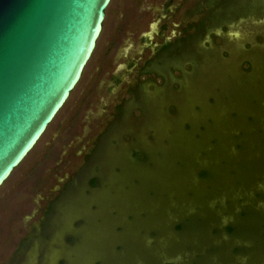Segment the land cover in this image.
<instances>
[{
    "label": "rangeland",
    "instance_id": "374dc122",
    "mask_svg": "<svg viewBox=\"0 0 264 264\" xmlns=\"http://www.w3.org/2000/svg\"><path fill=\"white\" fill-rule=\"evenodd\" d=\"M145 246L147 264H264V0H109L0 185V264H139Z\"/></svg>",
    "mask_w": 264,
    "mask_h": 264
},
{
    "label": "water",
    "instance_id": "95a60500",
    "mask_svg": "<svg viewBox=\"0 0 264 264\" xmlns=\"http://www.w3.org/2000/svg\"><path fill=\"white\" fill-rule=\"evenodd\" d=\"M108 2L0 0V185L77 83Z\"/></svg>",
    "mask_w": 264,
    "mask_h": 264
},
{
    "label": "trees",
    "instance_id": "16d2710c",
    "mask_svg": "<svg viewBox=\"0 0 264 264\" xmlns=\"http://www.w3.org/2000/svg\"><path fill=\"white\" fill-rule=\"evenodd\" d=\"M170 46V44H169V42H164V43H162V45H161V50H163V49H166L167 47H169ZM148 60H146V62H145V65L146 64H148ZM142 66L141 68H140V71L139 72H145V71H147L149 68H148V66ZM212 141V143H213V138L211 139ZM235 146H236V148H239L240 147V145L239 144H235ZM133 155H134V157H136L138 160H144V159H146V154H144V152H142V151H134L133 152ZM199 175L201 176V177H209V174H208V172L206 171V170H203V169H200V172H199ZM242 212V214L243 215H246L247 214V212L245 211V210H242L241 211ZM248 215V214H247ZM246 215V216H247ZM185 225H186V222H179L178 224H177V228H179V227H185ZM227 232H230V231H232V230H234L235 228H234V226L233 225H227ZM208 250H211V249H208ZM167 264H169V263H167Z\"/></svg>",
    "mask_w": 264,
    "mask_h": 264
}]
</instances>
